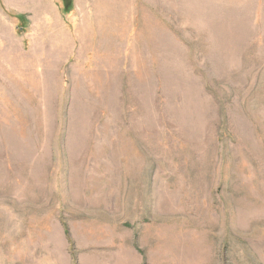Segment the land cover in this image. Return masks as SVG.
Instances as JSON below:
<instances>
[{
    "label": "rangeland",
    "instance_id": "1",
    "mask_svg": "<svg viewBox=\"0 0 264 264\" xmlns=\"http://www.w3.org/2000/svg\"><path fill=\"white\" fill-rule=\"evenodd\" d=\"M0 264H264V0H0Z\"/></svg>",
    "mask_w": 264,
    "mask_h": 264
}]
</instances>
